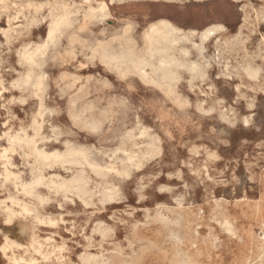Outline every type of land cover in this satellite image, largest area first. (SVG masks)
Listing matches in <instances>:
<instances>
[{
    "label": "rangeland",
    "instance_id": "obj_1",
    "mask_svg": "<svg viewBox=\"0 0 264 264\" xmlns=\"http://www.w3.org/2000/svg\"><path fill=\"white\" fill-rule=\"evenodd\" d=\"M102 5L107 24L85 17ZM164 21L161 80L145 35ZM250 263L264 0H0V264Z\"/></svg>",
    "mask_w": 264,
    "mask_h": 264
},
{
    "label": "bare ground",
    "instance_id": "obj_2",
    "mask_svg": "<svg viewBox=\"0 0 264 264\" xmlns=\"http://www.w3.org/2000/svg\"><path fill=\"white\" fill-rule=\"evenodd\" d=\"M91 8V7H90ZM91 11H89L88 12V14L85 16V17H87L88 16V18H90L91 19V17H92V22H95V20L97 19H93V17H98L99 19H101V20H104L105 21V24H107L108 23V19H105L106 17H107V11H106V8H105V5H102V6H100L99 8H98V11L97 12H95V11H93V9L91 8L90 9ZM63 13V12H62ZM66 15H67V13H66ZM65 15V16H66ZM67 17H69V16H67ZM6 18V17H5ZM10 19V18H9ZM6 20V19H5ZM67 20H68V22H69V18H67ZM94 20V21H93ZM98 20V19H97ZM101 20L98 22V23H100L101 22ZM62 22H64V18H60L59 20H57V21H55L53 24H52V26L50 27V31H49V33H53L55 30H57V28L59 27V25L62 23ZM67 22V21H66ZM67 22V23H68ZM165 22V21H164ZM96 23V22H95ZM162 24H160V22H159V24H160V26H157L158 24H155L157 27H154L153 26V28L151 27V25H150V27H151V29H150V31L147 33L148 35H145V36H147L146 38H147V42H148V44H149V46H145V47H148L147 48V50H148V52L149 53H147V54H149V56H152L153 54H155V53H157V54H159L157 57V61H158V65L156 66L157 67V69L158 70H160V72H161V74H160V79L161 80H165L171 73H172V71H171V69L167 66V64H168V62H172L173 61V58H172V54H167V52H168V50L170 49L171 50V44L174 42V41H176L177 42V40H176V38H178V37H175V29H173L172 27H170V26H168V24H166V22L165 23H163V22H161ZM16 26V25H15ZM126 26V25H125ZM128 26H126V28H127ZM210 27V26H209ZM49 28V27H48ZM125 28V27H124ZM129 28V27H128ZM128 28H127V30H128ZM218 28V27H217ZM216 28V29H217ZM215 29V27L214 28H209V29H207V30H205L204 29V32H202V34H201V36H203V37H206L208 34H211V32H214L213 30ZM222 29H223V27H222ZM5 30V29H4ZM47 30H49V29H47ZM46 30V31H47ZM181 30V29H180ZM219 30L220 29H218V32H219ZM58 31V30H57ZM48 32V31H47ZM128 32H129V30H128ZM181 32V31H180ZM48 33V34H49ZM124 33V32H123ZM127 33V32H126ZM193 33V32H192ZM196 33V32H195ZM217 33V32H216ZM128 34V33H127ZM3 35V34H2ZM50 35V34H49ZM124 35V34H123ZM154 35H157L158 36V42L161 40L162 42H161V44H162V47H155V46H152V42H154L152 39L154 38L153 36ZM125 36V35H124ZM124 36H122L123 38H124ZM129 36V34L127 35V37ZM211 36V35H210ZM180 37V36H179ZM48 38V37H47ZM186 38V37H185ZM51 39V38H50ZM49 38H48V40H50ZM128 39V38H127ZM131 39V38H130ZM129 39V40H130ZM204 40H206V39H204ZM124 41V40H123ZM145 41V43H146V40H144ZM127 43V42H126ZM132 43V42H131ZM202 43V42H201ZM174 44V43H173ZM146 45V44H145ZM200 45H202V44H200ZM44 46V45H43ZM100 46H101V44H100ZM97 48V47H96ZM96 48H95V51H96ZM101 47H99V49H100ZM36 50H41V49H37L36 48ZM42 50H43V48H42ZM41 50V51H42ZM102 50V49H101ZM32 51V50H31ZM30 51V53H32ZM18 52V51H17ZM43 52V51H42ZM93 52V51H92ZM143 52H144V50H143ZM145 52H147V51H145ZM28 53V52H27ZM98 53V52H97ZM100 53V52H99ZM25 55L24 56H26V53H24ZM95 54H96V52H95ZM95 54H92V55H95ZM141 55H142V53H140ZM144 54V53H143ZM146 54V53H145ZM164 54H166L165 56H164ZM21 55V54H20ZM33 55V54H32ZM34 55H35V53H34ZM139 55V54H138ZM18 56V55H17ZM24 56H22L23 58H22V60L24 59ZM30 57H31V55H29ZM103 56V55H102ZM137 56V55H136ZM143 56V55H142ZM142 56H140V57H142ZM21 57V56H20ZM27 57H28V55H27ZM30 57H29V59H30ZM133 58V57H132ZM143 58V57H142ZM145 58V57H144ZM28 59V58H27ZM31 60V59H30ZM147 59H140V58H133V61H136V63L138 64V65H144V64H147L146 61ZM174 60H176V59H174ZM24 61H26V60H24ZM35 61V60H34ZM22 62V61H21ZM29 62V61H28ZM33 63V62H32ZM36 63H38V62H36ZM252 66V65H251ZM38 67V66H37ZM138 68H139V66H138ZM247 68V67H246ZM260 69V68H259ZM114 71V70H113ZM140 71V70H139ZM249 71V70H248ZM251 71V70H250ZM25 72V71H24ZM143 72V71H142ZM262 72V71H261ZM28 73V72H27ZM31 75H33L34 73L31 71ZM142 74V73H141ZM249 74V73H248ZM247 74V75H248ZM249 75H251V73L249 74ZM255 75H257V74H255ZM254 75V76H255ZM259 75H260V73H259ZM29 73L27 74V76H25L27 79H30L29 78ZM141 76V75H140ZM145 76H147V74L145 75ZM37 77V76H36ZM35 77V79H37L38 80V78H36ZM44 77V76H43ZM25 78V80H27ZM33 79V78H32ZM250 79V78H249ZM34 81V80H33ZM32 81V82H33ZM39 82V81H38ZM37 82V85L39 84ZM23 83H26V81L25 82H23ZM34 84V83H33ZM36 85V84H35ZM36 85V86H37ZM40 86H41V84H39ZM38 85V86H39ZM10 86V85H9ZM34 86V85H33ZM32 86V87H33ZM27 88V87H26ZM37 88V87H36ZM39 88V87H38ZM37 88V89H38ZM42 88V87H41ZM36 90V89H35ZM86 90V89H85ZM37 91V90H36ZM40 91H41V89H40ZM87 91V90H86ZM79 92V91H78ZM78 92H77V94H78ZM84 94H86V93H84ZM29 95V94H28ZM82 96H83V93L81 94ZM87 95V94H86ZM33 96V95H32ZM85 96V95H84ZM36 97V96H35ZM79 97H80V95H79ZM81 98V97H80ZM33 99V98H32ZM83 99H84V97H83ZM38 104V103H37ZM40 109V108H39ZM37 111V110H36ZM141 131V130H140ZM51 138H53L54 139V137H51ZM30 144V143H29ZM33 144V143H32ZM33 148V147H32ZM36 151V150H35ZM34 151V153H37V152H35ZM127 153V152H126ZM3 155V154H2ZM38 156V155H37ZM59 156V155H58ZM129 157V156H128ZM60 158V157H59ZM141 158V157H140ZM69 162V161H68ZM91 163V162H90ZM101 168V167H100ZM105 169V168H104ZM108 170V169H107ZM115 173V172H114ZM102 198V197H101ZM15 208V207H14ZM25 208V207H24ZM224 222V221H223ZM51 224V223H50ZM227 224V223H226ZM228 227V226H227ZM4 242V241H3ZM37 245V244H36ZM39 245V244H38ZM15 246V245H14ZM17 248V247H16ZM30 248V247H29ZM35 248V247H34ZM3 250V249H2ZM36 250V249H35ZM9 251H10V249H9ZM10 254V253H9ZM22 255H23V253H22ZM37 255V254H36ZM46 258V257H45ZM44 258V259H45ZM43 259V260H44ZM19 262H21V261H19ZM31 263V262H30ZM251 264V263H250Z\"/></svg>",
    "mask_w": 264,
    "mask_h": 264
}]
</instances>
